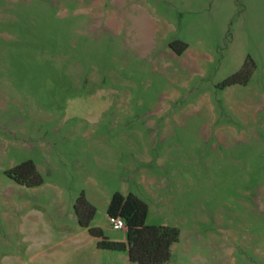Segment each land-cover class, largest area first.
<instances>
[{
    "label": "rangeland",
    "instance_id": "rangeland-1",
    "mask_svg": "<svg viewBox=\"0 0 264 264\" xmlns=\"http://www.w3.org/2000/svg\"><path fill=\"white\" fill-rule=\"evenodd\" d=\"M116 192L166 264H264V0H0V264H129Z\"/></svg>",
    "mask_w": 264,
    "mask_h": 264
},
{
    "label": "trees",
    "instance_id": "trees-1",
    "mask_svg": "<svg viewBox=\"0 0 264 264\" xmlns=\"http://www.w3.org/2000/svg\"><path fill=\"white\" fill-rule=\"evenodd\" d=\"M251 67L245 62L242 68L225 80V83H245ZM15 181L19 184L34 185L41 179L33 164L24 162L13 169ZM23 173V174H22ZM27 176H26V175ZM30 175L34 178H30ZM79 203L81 201H78ZM76 215L81 225L87 226L93 209L88 208L87 215L81 206H75ZM147 205L132 193L112 195L107 208L108 216H120L125 222V242L112 241L104 237L99 228H89V232L98 238L97 246L102 249H126L129 264H166L170 258L171 245L178 240V231L166 225H147L145 218Z\"/></svg>",
    "mask_w": 264,
    "mask_h": 264
},
{
    "label": "built area",
    "instance_id": "built-area-1",
    "mask_svg": "<svg viewBox=\"0 0 264 264\" xmlns=\"http://www.w3.org/2000/svg\"><path fill=\"white\" fill-rule=\"evenodd\" d=\"M110 223L115 229L125 228V222L120 216H109Z\"/></svg>",
    "mask_w": 264,
    "mask_h": 264
},
{
    "label": "flooded vegetation",
    "instance_id": "flooded-vegetation-1",
    "mask_svg": "<svg viewBox=\"0 0 264 264\" xmlns=\"http://www.w3.org/2000/svg\"><path fill=\"white\" fill-rule=\"evenodd\" d=\"M23 174V173H22ZM26 175V174H25ZM27 176V175H26ZM30 178L32 179V178H34V176H32V175H30Z\"/></svg>",
    "mask_w": 264,
    "mask_h": 264
},
{
    "label": "crops",
    "instance_id": "crops-1",
    "mask_svg": "<svg viewBox=\"0 0 264 264\" xmlns=\"http://www.w3.org/2000/svg\"><path fill=\"white\" fill-rule=\"evenodd\" d=\"M124 232H125V229H124Z\"/></svg>",
    "mask_w": 264,
    "mask_h": 264
}]
</instances>
